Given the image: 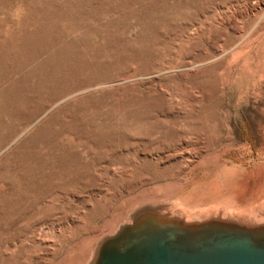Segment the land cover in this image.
I'll list each match as a JSON object with an SVG mask.
<instances>
[{"label": "rangeland", "instance_id": "374dc122", "mask_svg": "<svg viewBox=\"0 0 264 264\" xmlns=\"http://www.w3.org/2000/svg\"><path fill=\"white\" fill-rule=\"evenodd\" d=\"M263 183L264 0H0V264Z\"/></svg>", "mask_w": 264, "mask_h": 264}, {"label": "water", "instance_id": "95a60500", "mask_svg": "<svg viewBox=\"0 0 264 264\" xmlns=\"http://www.w3.org/2000/svg\"><path fill=\"white\" fill-rule=\"evenodd\" d=\"M183 202L135 206L97 240L85 264H264V199L239 212L222 202Z\"/></svg>", "mask_w": 264, "mask_h": 264}, {"label": "bare ground", "instance_id": "6f19581e", "mask_svg": "<svg viewBox=\"0 0 264 264\" xmlns=\"http://www.w3.org/2000/svg\"><path fill=\"white\" fill-rule=\"evenodd\" d=\"M235 168V167H234ZM227 170H228V168H227ZM216 174V173H215ZM220 174V173H219ZM218 175V174H217ZM216 181H217V179H216ZM215 181V182H216ZM262 181V180H261ZM221 182V181H220ZM264 184V183H263ZM261 190V189H260ZM172 197V196H171ZM252 198V197H251ZM257 198V197H256ZM259 198H260V196H259ZM169 199V198H168ZM181 200V199H180ZM231 200V199H230ZM220 201V200H219ZM223 201V200H222ZM225 201V200H224ZM252 201V200H251ZM253 202V201H252ZM216 203V202H215ZM225 203V202H224ZM250 203V202H249ZM235 204V203H234ZM251 204V203H250ZM249 204V205H250ZM253 204H255V203H253ZM182 205V204H181ZM205 205V204H204ZM243 205V204H242ZM211 207V206H210ZM212 207H217V206H212ZM224 207H225V209H227L228 211H230V212H239V211H242V210H244L245 208H247V206L246 205H243V206H241V207H235V206H232L231 204H228V203H225L224 204Z\"/></svg>", "mask_w": 264, "mask_h": 264}]
</instances>
